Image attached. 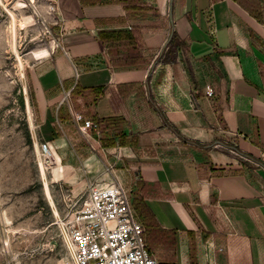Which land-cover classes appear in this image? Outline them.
I'll use <instances>...</instances> for the list:
<instances>
[{
	"label": "crops",
	"instance_id": "crops-1",
	"mask_svg": "<svg viewBox=\"0 0 264 264\" xmlns=\"http://www.w3.org/2000/svg\"><path fill=\"white\" fill-rule=\"evenodd\" d=\"M38 2L49 35L25 41L33 24L18 21L33 15L17 27L32 43L24 74L51 187L116 179L159 264H264V0ZM14 97L0 160L30 153L37 166L21 88ZM76 114L99 133L81 135Z\"/></svg>",
	"mask_w": 264,
	"mask_h": 264
},
{
	"label": "rangeland",
	"instance_id": "rangeland-1",
	"mask_svg": "<svg viewBox=\"0 0 264 264\" xmlns=\"http://www.w3.org/2000/svg\"><path fill=\"white\" fill-rule=\"evenodd\" d=\"M18 1L26 5L25 9L15 8L12 1L5 3L0 0L1 119L3 111L12 105L16 90L22 89L20 67L24 73L32 50V43H19V14L34 16L33 29H30L25 41L34 37L38 39L40 28L44 30V35L50 33L38 0ZM6 130L9 129L0 126V133ZM47 181L51 196L54 191L58 194L56 201L52 199L60 219L66 216L69 205L79 201L77 208L87 195L88 185L75 195L60 183L52 188L49 177ZM0 264H73L45 198L38 166L30 153H19L0 160Z\"/></svg>",
	"mask_w": 264,
	"mask_h": 264
},
{
	"label": "built area",
	"instance_id": "built-area-1",
	"mask_svg": "<svg viewBox=\"0 0 264 264\" xmlns=\"http://www.w3.org/2000/svg\"><path fill=\"white\" fill-rule=\"evenodd\" d=\"M73 68L77 76L78 68L75 64ZM205 94L213 97L211 86H206ZM73 122L81 135L99 133L98 124L81 115H74ZM39 148L47 169L49 161L43 158L48 153L46 144ZM78 202L69 205L66 216L60 219L77 264H159L146 248L145 229L131 206L129 191L116 179L109 184H89L87 195L76 208Z\"/></svg>",
	"mask_w": 264,
	"mask_h": 264
},
{
	"label": "water",
	"instance_id": "water-1",
	"mask_svg": "<svg viewBox=\"0 0 264 264\" xmlns=\"http://www.w3.org/2000/svg\"><path fill=\"white\" fill-rule=\"evenodd\" d=\"M12 31L13 32L15 31L14 24H13ZM13 38H14V35H13ZM14 43H15V41H14ZM20 68H21V72H20L21 73V87H22V93H23L26 117H27L28 127H29V131H30L31 139H32V145H33V149H34V153H35V157H36V162H37L38 171H39L42 187H43V190H44L45 198H46L47 203H48V205L50 207V210H51V212L53 214V217H54V220H55V224L58 226V228L60 230V233H61V235L63 237V240H64V242H65V244L67 246L70 258H71L73 264H77L75 256H74L73 249H72L71 244L69 242V239H68V237H67V235L65 233V230H64V228L62 226L59 214L57 212V209H56V207L54 205L52 196L50 194V189H49L47 176H46V169H45L44 162H43V159H42V153L40 152V148H39L36 136H35V132H34L32 120H31L30 106H29V100H28V92H27L26 81H25V77H24V73H23V68L22 67H20Z\"/></svg>",
	"mask_w": 264,
	"mask_h": 264
},
{
	"label": "trees",
	"instance_id": "trees-1",
	"mask_svg": "<svg viewBox=\"0 0 264 264\" xmlns=\"http://www.w3.org/2000/svg\"><path fill=\"white\" fill-rule=\"evenodd\" d=\"M178 43L175 39V36L172 37V40L170 41V43L168 44V51L165 54V58L164 59H171L172 54L174 53V51L176 50ZM144 227V226H143Z\"/></svg>",
	"mask_w": 264,
	"mask_h": 264
},
{
	"label": "bare ground",
	"instance_id": "bare-ground-1",
	"mask_svg": "<svg viewBox=\"0 0 264 264\" xmlns=\"http://www.w3.org/2000/svg\"><path fill=\"white\" fill-rule=\"evenodd\" d=\"M18 22H21L22 24L24 25H28V24H32L33 23V18L31 16H29L27 19H24V20H20ZM39 52H35L34 55H38ZM57 162H58V159H57ZM48 165V164H47ZM59 165V164H58ZM53 166L52 168H50V171L55 175L57 174V166ZM49 166V165H48ZM59 170V169H58ZM57 177V176H56Z\"/></svg>",
	"mask_w": 264,
	"mask_h": 264
}]
</instances>
